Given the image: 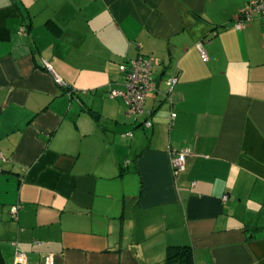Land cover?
<instances>
[{
    "label": "crops",
    "instance_id": "obj_1",
    "mask_svg": "<svg viewBox=\"0 0 264 264\" xmlns=\"http://www.w3.org/2000/svg\"><path fill=\"white\" fill-rule=\"evenodd\" d=\"M249 1L0 0V264H165L169 245L264 264V13L233 27ZM140 55L157 86L135 117L109 90ZM170 147L193 150L178 175Z\"/></svg>",
    "mask_w": 264,
    "mask_h": 264
},
{
    "label": "built area",
    "instance_id": "obj_2",
    "mask_svg": "<svg viewBox=\"0 0 264 264\" xmlns=\"http://www.w3.org/2000/svg\"><path fill=\"white\" fill-rule=\"evenodd\" d=\"M264 13V0H250L249 4L243 8L240 12L239 19L233 25L234 28L242 29L247 27L256 16ZM25 28L20 30V34H24ZM197 47L201 53V57L204 61H208L209 56L207 50L204 47L202 41L197 43ZM154 59L148 58L140 55L136 59H132L131 62L125 63L121 66V72L125 79V89H111L109 90L110 95L114 97H121L125 100L130 112L138 117L144 114L145 104L149 92L154 90L157 86L155 78L152 72V66ZM48 69L52 71L51 65L47 64ZM58 83L62 84L63 79L59 76H55ZM169 91L166 93L167 97L172 100V95H174V87L177 83V77H171L168 81ZM173 101V100H172ZM176 112H173L170 116L171 124L176 118ZM152 121L146 119L144 121L145 126H152ZM131 134V133H129ZM193 150L190 147L184 148H173L170 147L172 168L176 175L184 171L187 167V159ZM227 197L225 196V199ZM18 205L13 207L14 217H17ZM27 256L25 253L17 250L16 251V263L25 264ZM54 255L48 254L45 257L46 264H54Z\"/></svg>",
    "mask_w": 264,
    "mask_h": 264
},
{
    "label": "trees",
    "instance_id": "obj_3",
    "mask_svg": "<svg viewBox=\"0 0 264 264\" xmlns=\"http://www.w3.org/2000/svg\"><path fill=\"white\" fill-rule=\"evenodd\" d=\"M165 264H194L192 247L190 245H169Z\"/></svg>",
    "mask_w": 264,
    "mask_h": 264
}]
</instances>
